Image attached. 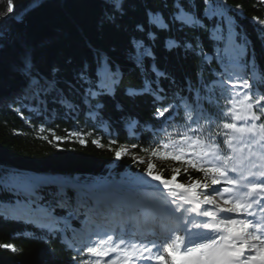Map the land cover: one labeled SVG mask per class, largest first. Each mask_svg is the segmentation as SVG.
I'll use <instances>...</instances> for the list:
<instances>
[{
	"label": "trees",
	"instance_id": "trees-1",
	"mask_svg": "<svg viewBox=\"0 0 264 264\" xmlns=\"http://www.w3.org/2000/svg\"><path fill=\"white\" fill-rule=\"evenodd\" d=\"M14 3L15 16L21 15L24 20L23 31L17 32L14 20H0V37H3L0 46L7 44L0 55V96L8 90V97L13 99L11 107L0 102V202L21 199L8 192L13 185L37 189L33 182H22L21 173L71 180L103 179L128 173L127 177L133 178L135 172H145L147 163L152 162L154 171L165 178L180 168L179 182L203 181L202 174L194 170L185 173V165L161 155H151L153 148L161 153L165 151L159 147L165 134L156 133L155 139L153 136V129L160 127L153 119L156 107L179 104L177 93L195 106L198 95L205 113L200 123L210 118L212 123L204 125L205 133L215 132L217 125L224 122L222 112L231 83L247 79L255 85L259 81L260 91L264 92V0H184L185 10L189 14L197 13L198 26L183 29L178 23L170 22L175 11L173 0H124L122 13H114L110 0H14ZM9 9V1L0 0V16ZM149 12L161 13L170 22V30L151 28ZM109 15H114L115 19L107 20ZM137 24H142L145 31H137ZM148 31L155 32L154 41L148 40ZM169 38H175L182 45L192 43L193 48L182 46L169 50L165 46ZM229 38L233 39L232 51L224 52ZM133 39H143L155 59H145L143 66L129 63L125 57L133 53ZM238 47H242L244 53ZM25 52L31 54L33 75H46L52 67L57 69L55 75L50 73L55 77V90L41 94L40 97H44L41 103L32 91L31 98L24 95L29 90V80L19 69ZM42 54L44 61L38 65ZM253 54L260 79L253 78ZM52 59L54 65L51 66ZM105 60L113 71L118 70V83L113 91L92 101L93 105H103L99 115L93 118L83 103L87 85H82L79 75L86 69L91 83L96 86L104 80ZM153 63L168 77L159 81L164 96L160 104H155L150 94L130 96L127 92L129 88L142 87L146 78L155 79L151 70ZM61 92L79 106L78 111H69L59 103ZM44 104L53 114L42 108ZM185 114L186 109L179 108L174 124L168 125L169 133L184 126ZM132 120L138 124L129 129ZM66 130H82L85 135L74 139L67 136ZM54 136L65 139L57 142ZM80 139L87 142L81 144ZM94 140L98 143H93ZM112 140L116 143L110 144ZM218 140L224 147L222 138ZM125 147L131 150L117 159L115 151ZM139 158L146 161L136 163ZM41 195V200L46 202L50 193L41 191ZM48 202L53 204L54 200ZM54 211L62 215L60 208ZM7 243L14 244L17 252L0 248V264H75L81 261V256L74 254L59 234L0 215V245Z\"/></svg>",
	"mask_w": 264,
	"mask_h": 264
},
{
	"label": "snow or ice",
	"instance_id": "snow-or-ice-1",
	"mask_svg": "<svg viewBox=\"0 0 264 264\" xmlns=\"http://www.w3.org/2000/svg\"><path fill=\"white\" fill-rule=\"evenodd\" d=\"M110 2L114 13L123 12L124 0ZM173 6L175 11L171 14V23H178L181 29L186 26H198L197 13L189 14L185 10L184 0H173ZM147 15L151 28L159 31L170 30V22L166 21L161 13L149 12ZM106 19L112 21L115 16L109 15ZM136 30L145 31L142 24H137ZM147 38L154 41L155 32L148 31ZM165 46L169 50L182 46L186 49L193 48L192 43L182 45L175 38L167 39ZM246 47L245 44V49ZM132 49V58L138 66H143L147 58L155 59L151 47L146 45L143 39H133ZM104 65L107 83L103 86H93L86 69L79 75L82 85H87L83 91V103L88 109V115L93 118L99 115L103 105H93L92 101L109 91L117 79L118 70L113 71L107 60ZM33 67L31 54L25 52L19 70L28 78L29 90L33 92L34 97L55 90V80L40 77L38 74L33 75ZM257 68L253 54L254 76ZM151 70L155 74L154 80L146 78L142 87L129 88L127 92L130 96L150 94L154 103L160 104L164 96L159 81L168 77L154 63ZM56 71L57 69H52L53 75ZM189 91H192L191 87ZM59 95V103L67 110H79V106L64 97L62 92ZM176 97L179 104L155 109L153 119L159 122L160 127L153 129V136L155 139L156 133L165 134V140L159 146L165 151L161 153L153 148L151 155H161L164 159L181 163L186 166L185 173L189 169L194 170L202 174L204 180L190 179L188 184L181 183L178 181L180 168L174 169L173 174L165 178L154 171L155 165L152 162H148L144 174L136 182L152 184L167 192V196H161V199L165 206L174 205L175 208L170 211L167 224L162 225V228L166 227L169 233L184 231L187 238L176 234L170 237V242L157 243L155 240H140L134 236L129 239L125 232L116 237L113 230V234L93 241L84 251L96 258L94 264H101L102 258L109 257L110 254L115 255L107 260L106 264H264V92L260 91L259 81L254 85L244 79L229 85L222 112L224 122L217 125L218 130L215 132L205 133L204 125L212 123L210 118L204 119V124L200 123L205 113L198 102V95L195 106L188 104L187 97H181L179 93ZM181 107L186 109L185 124L169 133L168 125L174 124L175 116ZM229 120L231 122H227ZM136 124L138 121L132 120L130 126ZM52 131L54 133V130ZM66 132L68 137L78 138L85 135L82 130ZM173 135L177 138L173 139ZM218 137L222 138L224 147H221ZM54 139L60 142L65 137L54 136ZM86 142L85 139L79 140L81 144ZM93 143L98 141L94 140ZM111 143L116 141L112 140ZM253 147L259 151L253 152ZM245 149L247 156L243 155ZM126 153L127 149L119 148L115 151V157L120 159ZM135 162L144 163L142 160ZM245 164L249 165L246 173L241 171ZM208 180L210 183L205 182ZM218 198L223 201L222 204L218 202ZM205 205L211 207L205 209ZM254 206L259 209V215ZM193 213L208 218L207 222L197 223L195 218L189 221ZM190 228L200 231H189ZM0 248L17 252L16 246L11 243L2 244ZM165 253L170 260L166 259ZM85 264L88 262L85 261Z\"/></svg>",
	"mask_w": 264,
	"mask_h": 264
},
{
	"label": "rangeland",
	"instance_id": "rangeland-1",
	"mask_svg": "<svg viewBox=\"0 0 264 264\" xmlns=\"http://www.w3.org/2000/svg\"><path fill=\"white\" fill-rule=\"evenodd\" d=\"M10 10V9H9ZM22 18V19H21ZM0 20H2V19H0ZM11 20H14V21H16V23H22L24 20H23V17L21 16V15H17V16H13L11 19H9V20H2L3 22H7V21H11ZM6 28V27H5ZM2 28H0V30H1ZM215 34V33H214ZM230 42V41H229ZM4 45H7L6 43H4ZM7 47V46H6ZM238 49H241L240 47H238ZM223 50L224 51H231V49L228 47V46H226V47H224L223 48ZM45 56V55H44ZM44 56H43V54H42V56L41 57H39L40 59L38 60V62H37V64L39 65V64H42L43 63V61H44ZM125 58H127L128 59V61H129V63H136L135 62V60L132 58V53H129L128 55H126V57ZM52 61V63H49L51 66L52 65H54L53 64V62H54V60L52 59L51 60ZM53 68V67H52ZM52 68L48 71V73L49 74H43L42 73V75H40V77H46L47 79H49V80H55V77L53 76V75H51L50 73L52 72L51 70H52ZM35 72H36V70H35ZM53 74V73H52ZM42 83H43V81H42ZM14 84V83H13ZM12 84V85H13ZM10 85H8V86H5V88L7 89L8 87H9ZM4 88V87H3ZM18 89V88H17ZM21 89V88H20ZM14 93L15 92H13V95H14ZM29 93H30V90H28L27 92H24V95H26V96H28L29 95ZM2 95V98H3V100H0V102H2V101H4L5 102V104L7 105V107H11V106H13L12 105V98H9L8 96V94H10V92L8 93V90H6L5 92H3V93H1ZM0 96V97H1ZM14 97V96H13ZM16 98L17 97H14V100H16ZM37 98V100L41 103L42 101H43V99H44V97H40V95L39 96H37L36 97ZM25 99V98H24ZM29 99V98H28ZM6 100V101H5ZM25 105V107H27L28 106V104H24ZM29 108V107H28ZM42 108H46L45 107V105H43L42 106ZM19 109V107H17L16 108V110H18ZM47 109V111H49L50 112V110H49V108H46ZM50 113H52V112H50ZM74 139H77L76 137H73ZM80 138V137H79ZM124 149H127V153L130 151V148L129 147H125ZM259 150V149H258ZM256 152V151H255ZM126 153V154H127ZM126 154H124V155H126ZM139 161H146V159H143V158H139L138 159ZM136 174H138V173H136ZM143 174H141L140 175V177L142 176ZM139 177V178H140ZM22 179H23V181L22 182H32L31 181V179H30V177L29 176H27V175H24V174H22ZM145 179H150V178H147V177H145ZM135 184H137L138 186H140L141 187V184H138L137 182H135ZM147 186L146 187H150V184L148 185V184H146ZM1 190V189H0ZM17 193H21V192H17ZM78 195V193L76 194H74L73 196H74V198H73V202L75 203V202H77L78 201V199H76L75 197ZM82 195V194H81ZM28 196V195H27ZM72 196V197H73ZM71 196H68L67 197V199H71L72 198ZM218 202H221V200H219L218 199ZM5 203H7V204H4V205H0V209L1 208H5L8 212H14V213H17V212H15V209H14V206H15V204H12V203H10V202H5ZM1 210H3V209H1ZM33 212V211H32ZM8 214H11V213H8ZM15 216H17V215H15ZM15 216L13 215V217L15 218ZM59 221H61V220H59ZM62 221H64V224L67 226V227H70V223H69V219H64L63 218V220ZM49 228H51V226H48ZM96 258H94L93 259V262H94V260H95ZM103 259H105V258H102V260ZM101 260V261H102ZM101 264H106V262H101Z\"/></svg>",
	"mask_w": 264,
	"mask_h": 264
},
{
	"label": "water",
	"instance_id": "water-1",
	"mask_svg": "<svg viewBox=\"0 0 264 264\" xmlns=\"http://www.w3.org/2000/svg\"><path fill=\"white\" fill-rule=\"evenodd\" d=\"M8 1L10 3V10L6 14L0 16V19H2V20L11 19L16 13V5L14 3V0H8ZM23 29H24V22L16 23L17 32H22ZM5 48H6V45H4V44L0 46V55L4 52Z\"/></svg>",
	"mask_w": 264,
	"mask_h": 264
},
{
	"label": "bare ground",
	"instance_id": "bare-ground-1",
	"mask_svg": "<svg viewBox=\"0 0 264 264\" xmlns=\"http://www.w3.org/2000/svg\"><path fill=\"white\" fill-rule=\"evenodd\" d=\"M62 196L65 197V198H67V197H68V191H67V190L63 191V192H62ZM33 207H34V206H33ZM100 208L102 209V206H101ZM100 208H97V209H100ZM32 211H33V210H32ZM32 211H27V212H28L29 214L33 215L34 212H32ZM29 214H26V215L28 216ZM112 214H113V213H110L109 215H112ZM145 234H147V237L150 238V235H152V232L148 231V232H146Z\"/></svg>",
	"mask_w": 264,
	"mask_h": 264
}]
</instances>
